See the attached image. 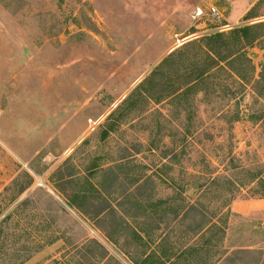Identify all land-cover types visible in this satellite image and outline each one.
<instances>
[{"label":"rangeland","instance_id":"rangeland-1","mask_svg":"<svg viewBox=\"0 0 264 264\" xmlns=\"http://www.w3.org/2000/svg\"><path fill=\"white\" fill-rule=\"evenodd\" d=\"M261 1L0 0V264H133L149 251L124 221L153 212L122 203L147 177L160 213L185 187L214 224H170L189 263L209 247L206 264H264V39L251 83L215 70L185 90L208 38L263 22ZM186 47L185 69L152 77Z\"/></svg>","mask_w":264,"mask_h":264},{"label":"trees","instance_id":"trees-1","mask_svg":"<svg viewBox=\"0 0 264 264\" xmlns=\"http://www.w3.org/2000/svg\"><path fill=\"white\" fill-rule=\"evenodd\" d=\"M262 2H264V0L260 3ZM257 6L253 7L249 11L245 20L256 19L259 17L257 16ZM263 39L264 21L236 28L228 35L217 34L210 36L207 43H205L207 48L205 53L211 63L208 61H201V63L196 60L194 65L186 67V77H193H191V80L186 84L185 90L188 91L189 89L197 86L199 83L205 82L206 79L213 75V71L215 70L222 71L226 74L229 73L233 78L237 77V79L241 82V85L251 83V80L249 79L250 76L248 75L254 71V65L246 50L261 42ZM202 44H198L196 46L200 48L202 47ZM191 47H186L182 51H178L167 56L158 66L157 70L152 73V77H155L161 71L165 72V69H180V67H184L182 69H185V64L187 62L195 60L194 57L196 55L189 56L191 54L189 51L191 50ZM262 73H264V64L262 66ZM147 83H149V81H146V84ZM181 91L182 90L175 92L173 96H183L186 93L185 91ZM170 165L173 167L175 163L172 162ZM150 182H153L151 177L145 178V180L140 184L137 182L135 184L137 194L134 193V190L128 188L123 198L122 207H126L125 211L127 215H130L133 206L137 207L141 213L150 211L155 215L154 216L152 213V219L144 223L146 228H133L126 219L124 221L127 229L130 230V235L134 238L133 241L135 240L138 245L140 244L139 246L145 251H149L141 259L132 260L133 264H164L172 259L174 261L173 264H194L192 262L189 263L188 259H186V256L189 254L191 248H183L176 252V248L171 246L172 243H176L175 241L179 239L180 236L177 234L176 227L173 228L170 224L175 223V225H177L179 223V219L181 222L190 220L192 223L187 230H185L184 234H186L185 236L195 235L199 238H201L208 231V229L214 226V224L206 213L201 210L200 206L203 204L199 201L198 203L184 206L183 203H186V196L184 193L187 192L185 187L180 188V190H175L174 197L168 203L170 206L169 210L163 209L160 213V211H158L159 208L156 209L157 205L155 203L153 205L152 200L147 198L149 197L147 195L150 189ZM159 203L165 204L164 201H159ZM21 206L23 205H20V207ZM108 208L115 213V209L110 206V204ZM181 212L183 214L182 216H180ZM169 216L171 217L169 218ZM158 236L159 241H157ZM94 243L103 251V254L106 252L105 248L100 243L96 241ZM151 243L155 246L150 249ZM208 245L212 244L209 242ZM192 250L198 252L195 254L196 256L193 258V262L195 259L203 261V263L198 264H206L212 251L209 247L204 250L202 248L198 250L193 248ZM103 264L109 263L105 262Z\"/></svg>","mask_w":264,"mask_h":264},{"label":"built area","instance_id":"built-area-1","mask_svg":"<svg viewBox=\"0 0 264 264\" xmlns=\"http://www.w3.org/2000/svg\"><path fill=\"white\" fill-rule=\"evenodd\" d=\"M198 17H207V18H212L214 20L218 19L220 16V12L218 11L217 8L212 7L211 9H209L206 13L203 12V10L199 9L197 12ZM181 42L178 41V44H180Z\"/></svg>","mask_w":264,"mask_h":264}]
</instances>
